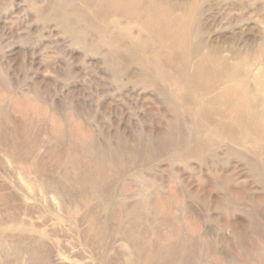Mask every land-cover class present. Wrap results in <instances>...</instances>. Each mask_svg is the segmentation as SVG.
<instances>
[{
	"label": "rangeland",
	"instance_id": "obj_1",
	"mask_svg": "<svg viewBox=\"0 0 264 264\" xmlns=\"http://www.w3.org/2000/svg\"><path fill=\"white\" fill-rule=\"evenodd\" d=\"M0 264H264V0H0Z\"/></svg>",
	"mask_w": 264,
	"mask_h": 264
}]
</instances>
